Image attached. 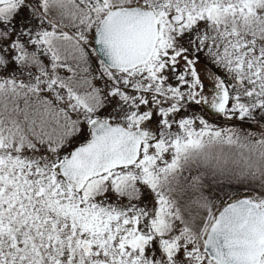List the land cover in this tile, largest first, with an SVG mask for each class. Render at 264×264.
I'll return each mask as SVG.
<instances>
[{"label": "snow or ice", "instance_id": "obj_1", "mask_svg": "<svg viewBox=\"0 0 264 264\" xmlns=\"http://www.w3.org/2000/svg\"><path fill=\"white\" fill-rule=\"evenodd\" d=\"M0 264H264V0H0Z\"/></svg>", "mask_w": 264, "mask_h": 264}, {"label": "rangeland", "instance_id": "obj_2", "mask_svg": "<svg viewBox=\"0 0 264 264\" xmlns=\"http://www.w3.org/2000/svg\"><path fill=\"white\" fill-rule=\"evenodd\" d=\"M185 175H187V172H185Z\"/></svg>", "mask_w": 264, "mask_h": 264}]
</instances>
